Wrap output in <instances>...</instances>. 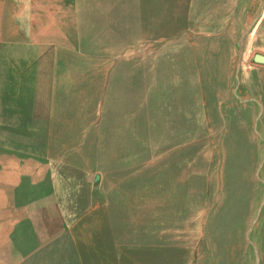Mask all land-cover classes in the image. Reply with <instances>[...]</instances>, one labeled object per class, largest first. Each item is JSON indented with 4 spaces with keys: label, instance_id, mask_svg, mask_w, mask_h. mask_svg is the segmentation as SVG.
Listing matches in <instances>:
<instances>
[{
    "label": "rangeland",
    "instance_id": "rangeland-1",
    "mask_svg": "<svg viewBox=\"0 0 264 264\" xmlns=\"http://www.w3.org/2000/svg\"><path fill=\"white\" fill-rule=\"evenodd\" d=\"M257 53L264 0H0V155L40 166L0 178V225L72 235L25 264L82 260L103 225L135 242L118 264H264Z\"/></svg>",
    "mask_w": 264,
    "mask_h": 264
},
{
    "label": "crops",
    "instance_id": "crops-1",
    "mask_svg": "<svg viewBox=\"0 0 264 264\" xmlns=\"http://www.w3.org/2000/svg\"><path fill=\"white\" fill-rule=\"evenodd\" d=\"M2 110L4 112H8L10 115H12L14 113H18V111H19L18 109H12V108L8 109L7 105H6V109L3 108ZM19 122L20 121H18V120H15L14 122L11 120L10 121L9 120L3 121L2 122V128L18 127ZM25 122H28V126H30L31 122H34V120L24 121V124H25ZM24 124L22 125L23 127H24ZM25 126H27V124ZM31 127H33V126H31ZM32 149L33 148L27 149V150L29 152H32L33 151ZM5 156L6 155H4V154L0 155V163H3V164H0L1 166H3L2 167L3 173L1 172L0 178L2 179V177H3V179L5 180V181H3V187L7 186L6 177H7V172H9V169L14 170L16 172H26L27 170H25V169H28V165L32 164L30 172H40L39 162L36 161L32 157H31V160L27 159L25 162H24V159H22L21 160L22 163H20V164L18 163V159L16 161L12 162V164H8V160H6L7 156H6V158H5ZM2 180H1V185H2ZM0 193H1V190H0ZM49 202L50 201H48L47 203L49 204ZM51 203H53V202H51ZM49 206L50 205H48L43 210L49 211V209H50ZM42 218H43V216H42ZM42 220H43L42 221L43 233H41L40 231L37 233L36 232H26L22 228H20L19 231H15L16 233H14V231H12L11 229L8 231L7 228L9 227V223H5L4 227L2 226V224L0 225V227L4 228V229H0V264H22V263L25 264V263L29 262L28 258L31 257L33 254L37 253L42 248V246L47 242L56 241L59 239H61V240L64 239L65 242L66 241L70 242V240L72 239L71 238L72 235H70V236L68 234H67V236L65 234L63 235V233L65 232V228L63 229L59 225L57 226L56 225L57 220H54V222H51L49 220L46 221V219H42ZM15 226H17V225H15ZM26 226L29 227L31 225H26ZM20 227H22V226H20ZM23 227H25V225ZM80 227H82V225ZM144 228H145L144 229V234H145L148 232V230L146 227H144ZM86 229L87 228L84 227V230H86ZM98 231H99V233L97 235L96 241H97L99 246H98L97 250L92 252V253H94L96 257L99 256V260L101 261V264H118V259L120 258V256H119L120 254H121V258L124 259L125 257L129 258L130 257L129 254H131V252L133 253L134 251H136L135 250L136 249L135 248V242L132 241L130 243L129 239H127V241H123V240H121V237H118V238L115 237L116 234H115L114 230L112 231V229H109V226L103 225L101 227V229L99 227ZM117 232H119V231H117ZM114 242L119 243V245L118 246L113 245ZM30 243L33 244L32 247H30ZM101 243L103 245L100 246ZM145 243H146V241H145ZM12 244H15V247ZM150 245H151V243H147V249L149 248V250H148L149 255H152V252L150 251ZM145 247L146 246L144 245V248ZM24 251H25V253H23ZM74 251L77 252L76 248H74ZM92 253L90 255L85 254V256L81 257L82 260L77 259L75 256V258H73L74 259L73 264H90V261L93 257H90V260L88 258H89V256L92 255ZM81 254H82V251H81ZM87 260H89V262H87Z\"/></svg>",
    "mask_w": 264,
    "mask_h": 264
},
{
    "label": "water",
    "instance_id": "water-1",
    "mask_svg": "<svg viewBox=\"0 0 264 264\" xmlns=\"http://www.w3.org/2000/svg\"><path fill=\"white\" fill-rule=\"evenodd\" d=\"M254 59H255V61H257V62H262V63H264V54H259V53H257V54L254 55Z\"/></svg>",
    "mask_w": 264,
    "mask_h": 264
}]
</instances>
